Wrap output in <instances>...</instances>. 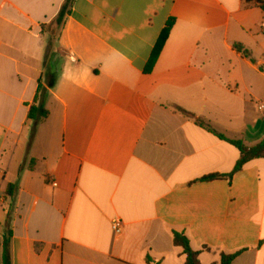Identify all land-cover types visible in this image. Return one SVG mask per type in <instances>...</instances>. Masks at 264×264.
I'll return each instance as SVG.
<instances>
[{
    "label": "crops",
    "instance_id": "0c3cea01",
    "mask_svg": "<svg viewBox=\"0 0 264 264\" xmlns=\"http://www.w3.org/2000/svg\"><path fill=\"white\" fill-rule=\"evenodd\" d=\"M35 104L48 117L31 138ZM260 106L264 11L252 1L0 0V243L11 234L10 263L184 264L177 233L200 264H264V159L200 181L239 160L218 135L263 140Z\"/></svg>",
    "mask_w": 264,
    "mask_h": 264
},
{
    "label": "trees",
    "instance_id": "16d2710c",
    "mask_svg": "<svg viewBox=\"0 0 264 264\" xmlns=\"http://www.w3.org/2000/svg\"><path fill=\"white\" fill-rule=\"evenodd\" d=\"M254 2L256 5H258L263 11H264V5L258 1V0H249ZM63 13L64 10L59 14L56 23L57 25H60V22L62 21L63 18ZM173 26V20H169L163 31L161 32L155 47L152 50L151 56L149 58L147 67L145 68V73H149L155 63V61L157 60L168 36L169 33L171 31V28ZM233 49L240 55H242V57H244L245 59H249L251 63H254V61L251 59L249 52H247L246 50H244L241 46L239 45H233ZM260 71H262L260 69ZM40 86L38 88V92H40ZM42 92V91H41ZM35 102H36V97H35ZM175 112H179V113H184L182 110L178 109V108H174ZM48 117V113L46 110L43 109V107L39 104V105H33L31 106L29 113H28V120L32 122V128H31V138L34 135L35 132V128L36 126L46 120ZM198 123V122H197ZM220 140L223 141H228L232 146H234L238 152H239V160L237 161L233 171L231 174L229 175H212V176H207L202 178L200 181H211V180H216V179H222V178H227L230 179L235 173L241 171V169L243 168V166L245 164H247L250 161L253 160H259V159H264V138L263 140L255 145L254 147H247L245 146L241 141H230V140H226L224 137L219 136ZM14 188V186H9V190ZM11 237V234L9 233L7 238H3V240L0 243V261L1 264H11L10 263V255H9V249H8V244H9V239ZM173 244L175 247H178L182 250V255L185 257V263L184 264H200L198 257H199V252H195L191 249L190 244L188 242V240L183 237L180 234L174 233L173 234ZM236 258V255L233 256H224L221 255V259H220V264H231L234 259Z\"/></svg>",
    "mask_w": 264,
    "mask_h": 264
},
{
    "label": "built area",
    "instance_id": "2783aa9c",
    "mask_svg": "<svg viewBox=\"0 0 264 264\" xmlns=\"http://www.w3.org/2000/svg\"><path fill=\"white\" fill-rule=\"evenodd\" d=\"M259 110H260L261 112H264V106H260V107H259ZM120 227H121V222H120V221H114V222H112V224H111V228H112L113 232H115V234H119V232H120Z\"/></svg>",
    "mask_w": 264,
    "mask_h": 264
},
{
    "label": "rangeland",
    "instance_id": "374dc122",
    "mask_svg": "<svg viewBox=\"0 0 264 264\" xmlns=\"http://www.w3.org/2000/svg\"><path fill=\"white\" fill-rule=\"evenodd\" d=\"M54 33V32H53ZM53 36H54V34H53Z\"/></svg>",
    "mask_w": 264,
    "mask_h": 264
}]
</instances>
